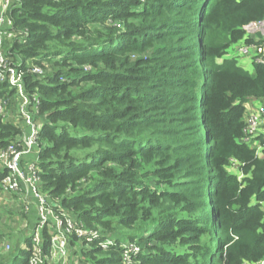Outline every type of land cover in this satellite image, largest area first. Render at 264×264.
<instances>
[{
	"label": "trees",
	"instance_id": "1",
	"mask_svg": "<svg viewBox=\"0 0 264 264\" xmlns=\"http://www.w3.org/2000/svg\"><path fill=\"white\" fill-rule=\"evenodd\" d=\"M8 17L4 55L40 102L39 189L71 217L77 264H264V136L260 154L240 141L264 63L226 56L264 0H14ZM20 134L0 115V148ZM15 214L0 207V264H48L54 226L35 246L26 214V234L5 228Z\"/></svg>",
	"mask_w": 264,
	"mask_h": 264
},
{
	"label": "built area",
	"instance_id": "2",
	"mask_svg": "<svg viewBox=\"0 0 264 264\" xmlns=\"http://www.w3.org/2000/svg\"><path fill=\"white\" fill-rule=\"evenodd\" d=\"M14 0H0V83L6 84L8 90L14 91L12 95L6 98L0 96V115L6 121L21 128V134L16 140L11 142L7 147L0 148V170L5 175L0 179V207L9 198L13 202V210L16 213L13 217L15 220L18 214H26L29 210L30 203L34 204L36 210V219L29 230L32 241L35 246L40 245V232L45 226H54L52 236V251L58 253L59 259L66 260L68 258L69 248L66 244L65 235L73 229V221L71 217L62 211L56 214L52 205L47 200V195L39 189L40 178L38 176V166L33 160H24L25 157L32 153L37 154L38 137L40 129V119L37 118L39 112V98L34 93H29L25 89L24 71L10 64L8 58L4 55L3 45L5 40L14 36L12 30V21L8 17V11ZM258 28H262L256 32ZM245 30L244 39L240 41V52H246L252 48L255 56V62L264 63V40L262 42L247 43L248 38H253L249 32L260 33L264 36V21L250 22L243 27ZM256 30V31H254ZM260 36V35H259ZM261 38V36H260ZM259 43V44H257ZM245 45V46H244ZM28 72L42 75L44 69L34 63H27ZM7 93H4L6 96ZM264 115V112H262ZM258 117L251 116L246 123L245 132L251 135L256 130ZM37 158V155H36ZM37 160V159H36ZM25 221V220H24ZM79 236L91 235L97 236V232L87 233L82 230L77 231ZM112 240L106 239L102 246L111 244ZM0 248L4 251L10 249L8 243L2 242ZM51 251V252H52ZM140 251L139 246L129 244L125 246L123 253L124 260L130 263L131 255H135ZM51 255V253H50ZM57 263V260H55ZM27 264H40L39 255H33L27 260ZM49 264V261H48ZM63 264V263H62Z\"/></svg>",
	"mask_w": 264,
	"mask_h": 264
},
{
	"label": "rangeland",
	"instance_id": "3",
	"mask_svg": "<svg viewBox=\"0 0 264 264\" xmlns=\"http://www.w3.org/2000/svg\"><path fill=\"white\" fill-rule=\"evenodd\" d=\"M257 30V31H256ZM254 31L258 32L259 30H262V28H258ZM247 32L250 33V35L253 38H256L257 40H264V36H262L260 33H258L259 35H257V33L252 32L251 30L249 31L248 29L246 30ZM252 42H259V41H254L252 39ZM240 41L237 42L236 44L231 45L228 48L227 51V55L226 56H232V57H236L237 58V62L238 65H240L241 67H243L245 70H247L250 73H253V64L255 63L256 60V56L252 50V48H249L248 50H246V52L243 51H239L240 50ZM245 46V45H244ZM262 112H264V99L262 100H256V101H252V102H248L245 104V115H244V120L245 123H247L249 125L248 120L251 118V116H257L258 117V121H257V126H256V130L254 131L253 134L251 135H245L242 139H240L241 142L243 143H247L250 147L255 148V150L257 151L258 154H260V144L259 141L256 139V137L258 136H264V115H262ZM33 161H35L37 163V160L33 159ZM229 171L231 173H235L237 174V176H240V172L238 170V164L234 161L231 160V164L228 167ZM263 208H264V204H263ZM24 222L21 220H11V221H7V224L5 223L4 226L8 225L7 227H5L6 229L11 228L14 229L12 230L14 233L17 234V232H25V234L27 233L25 230L27 228V226L23 227ZM25 230V231H23ZM8 243L10 245L13 244L12 240H9ZM13 246V245H12ZM7 253V252H6ZM77 255H72L71 250L68 251V258L66 260H61L59 259L58 253L56 254L55 251L51 252V255L49 257V264H69L70 261L69 259H71V263L72 264H77ZM55 260H57V263H55ZM246 264V263H245ZM249 264V263H247ZM256 264H262V263H256Z\"/></svg>",
	"mask_w": 264,
	"mask_h": 264
},
{
	"label": "crops",
	"instance_id": "4",
	"mask_svg": "<svg viewBox=\"0 0 264 264\" xmlns=\"http://www.w3.org/2000/svg\"><path fill=\"white\" fill-rule=\"evenodd\" d=\"M254 101H256V100H254ZM250 102H252V101H250ZM33 159L36 160V152L32 153L29 156L24 158V160H26V161L33 160ZM1 207L4 208L5 210H7L9 213H15L14 210H13V207H14L13 206V202L9 198L5 199V202L1 205ZM26 215L29 216L30 222L34 223V221L36 219V210H35L34 204L32 202L30 203L29 210L26 213ZM15 220H21V214H18V216H17V218ZM22 221L24 222L23 227L27 226L26 225L27 224L26 218L22 219ZM19 233H21V232H17V235ZM14 234H16V233H14Z\"/></svg>",
	"mask_w": 264,
	"mask_h": 264
}]
</instances>
